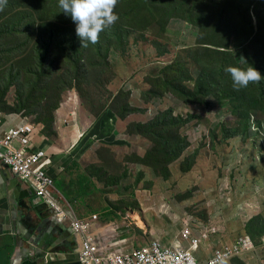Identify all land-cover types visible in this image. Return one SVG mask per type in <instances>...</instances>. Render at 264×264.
<instances>
[{"label": "rangeland", "instance_id": "obj_1", "mask_svg": "<svg viewBox=\"0 0 264 264\" xmlns=\"http://www.w3.org/2000/svg\"><path fill=\"white\" fill-rule=\"evenodd\" d=\"M239 2L250 9L251 30L225 49L212 42L209 21L202 34L185 16L118 11L116 23L138 28L116 48L105 43L97 54L77 36L76 53L55 49L49 56L52 51L37 52L38 42L49 33L57 40L76 33L55 3L38 19L17 9L0 19V110L11 111L21 97L16 85L24 81L15 77L49 56L52 74L26 115L47 146L57 143L54 184L78 217L96 216L100 226L90 233L101 245L177 246L184 222H203L208 233L195 253L200 263L218 245L234 247L247 235L253 250L227 264H264V79L236 91L225 72L252 66L264 77V0ZM184 11L189 14L188 6ZM161 18L163 28L154 23ZM105 112L111 115L101 134L75 151L74 140L87 137L89 122ZM73 117L79 135L70 130Z\"/></svg>", "mask_w": 264, "mask_h": 264}, {"label": "built area", "instance_id": "obj_2", "mask_svg": "<svg viewBox=\"0 0 264 264\" xmlns=\"http://www.w3.org/2000/svg\"><path fill=\"white\" fill-rule=\"evenodd\" d=\"M35 124L32 117L20 111L0 110V162L14 176L32 186L34 195L51 210L56 224L69 223L70 229L81 240L79 260L82 264H214L218 254L226 260L253 249V243L248 237H239L234 247L226 243L220 244L211 257L200 263L195 252L205 239V233H208L207 224L194 222L187 224L180 231L177 246L164 247L158 241L150 240L147 244L128 250L121 248L107 253L88 229L89 223L95 221L96 216L80 218L68 208V203L63 197L60 199L65 201L67 210L49 196L55 187L53 175L49 170L52 161L47 151L34 143L37 133Z\"/></svg>", "mask_w": 264, "mask_h": 264}, {"label": "trees", "instance_id": "obj_3", "mask_svg": "<svg viewBox=\"0 0 264 264\" xmlns=\"http://www.w3.org/2000/svg\"><path fill=\"white\" fill-rule=\"evenodd\" d=\"M50 3H55L57 5L55 9L59 8L58 0H28L27 3L25 0H10L5 6V10L0 13V19L13 14L15 9L26 12L31 18L34 17L38 19L43 15L42 9L45 8L44 6ZM185 6H188L189 14L184 11ZM176 10H181V12L185 13H178ZM249 10L250 9L242 5L239 0H173L169 1L166 6L165 0H118L114 12L116 13L119 11L122 16L134 15L138 12H143L149 14L151 19H153L152 16L157 14L161 16L163 14H167L168 16H185V19L195 21L198 26H201L202 34H204V30H206V22L209 21L215 38L212 42H215L216 46L223 47L225 49L228 48L229 41L232 37L236 39L238 36H241V38H243V34L248 32L251 28V16ZM253 13L256 15L258 14L256 9H253ZM257 17L259 18V15H257ZM68 22L71 26H76L70 16ZM162 22L163 18L154 21L156 25H162L163 28ZM3 25H6V22H4ZM130 26L131 27H124L121 24L115 23L110 28L105 29L102 32V35L99 34L98 43L93 44L95 53L97 52V54H99L105 43L109 44V46L113 48L120 45L125 38V34L130 31L131 28L132 30H134V28H138L137 25ZM73 28L75 29L76 27ZM140 30H142V28H140ZM76 38L77 35L75 33L73 37L60 35L59 40H57V34L49 33L47 40L37 43V52L42 54L52 51L49 55L51 56L53 51L56 49L58 52H63L69 56V54L76 53L78 51L75 46ZM197 42L206 43L204 40H198ZM197 47H201V45H197ZM216 50L218 54H223L221 51H226H220L219 49ZM48 57L45 59L44 65L42 64L41 66H36L34 69H27L23 78H19L17 76L15 77V81L24 82L17 83L16 85L21 97L14 107L10 108L11 111L19 112L23 110L22 112L24 114H30V110L34 109L36 102L34 96L39 92V90H43L42 81H49V75L52 74V71L46 65ZM82 58L83 57H77L75 59L76 67H82L83 63H80ZM33 81L36 82L33 83ZM261 95L263 97L262 100H264L263 90ZM101 117L102 116H99L88 129L87 133L90 137L98 134ZM41 118H44V116ZM90 143L91 142L87 140L84 146L86 144L88 146Z\"/></svg>", "mask_w": 264, "mask_h": 264}, {"label": "crops", "instance_id": "obj_4", "mask_svg": "<svg viewBox=\"0 0 264 264\" xmlns=\"http://www.w3.org/2000/svg\"><path fill=\"white\" fill-rule=\"evenodd\" d=\"M71 109L72 106L69 111ZM110 115L107 112L102 115L97 135H100L102 127L107 125L105 119ZM97 118L89 122L85 132ZM72 124L74 127L70 126V130L79 135L80 128L74 117ZM89 137L88 135L85 137L84 134L78 136L74 140L78 143L75 151H79ZM68 138H72L71 133L68 134ZM43 141L46 140L41 139L36 133L34 143L40 147L44 146L53 164V155L58 148L57 143L48 140L51 145L47 146ZM56 158L54 159L55 164L61 160H56ZM64 161H69V159H64ZM49 170L53 175V169ZM54 192L49 193V196L67 210V206L64 205L66 200L60 199L63 196L56 186ZM93 225L100 226L97 221H91L88 227L89 232ZM186 225L184 222L181 230ZM80 242V237L70 229L69 223L56 224L51 210L43 205L39 198H36L32 186L14 176L0 162V264H82L79 260ZM101 246L107 250V253L108 251L114 252V249H121L119 245ZM130 248L132 247L122 249Z\"/></svg>", "mask_w": 264, "mask_h": 264}, {"label": "clouds", "instance_id": "obj_5", "mask_svg": "<svg viewBox=\"0 0 264 264\" xmlns=\"http://www.w3.org/2000/svg\"><path fill=\"white\" fill-rule=\"evenodd\" d=\"M7 2L8 0H0V11H3ZM117 3L118 0H58V6L61 9V12L66 16H70L71 20L76 25L75 31L76 35L82 42L81 47H87L89 42L91 44L98 43L99 34L105 29L113 26L118 21L119 17L114 12ZM253 9L256 8L253 7L251 13H253ZM250 30L251 28L249 31ZM225 72L230 75L233 88L236 91H239L242 88H247L250 83L258 84L264 79L260 72L252 66H249L246 69L229 66L225 68ZM245 236L248 237L247 235H241L240 237ZM200 246L201 244L195 253L198 254ZM252 250L253 249L245 254L233 256L226 260L218 254L214 264H227V260L235 257H243Z\"/></svg>", "mask_w": 264, "mask_h": 264}, {"label": "water", "instance_id": "obj_6", "mask_svg": "<svg viewBox=\"0 0 264 264\" xmlns=\"http://www.w3.org/2000/svg\"><path fill=\"white\" fill-rule=\"evenodd\" d=\"M37 198V197H36Z\"/></svg>", "mask_w": 264, "mask_h": 264}]
</instances>
